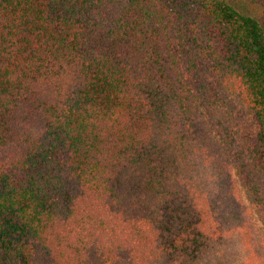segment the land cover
Listing matches in <instances>:
<instances>
[{
	"label": "trees",
	"instance_id": "16d2710c",
	"mask_svg": "<svg viewBox=\"0 0 264 264\" xmlns=\"http://www.w3.org/2000/svg\"><path fill=\"white\" fill-rule=\"evenodd\" d=\"M0 264H264V0H0Z\"/></svg>",
	"mask_w": 264,
	"mask_h": 264
},
{
	"label": "rangeland",
	"instance_id": "374dc122",
	"mask_svg": "<svg viewBox=\"0 0 264 264\" xmlns=\"http://www.w3.org/2000/svg\"><path fill=\"white\" fill-rule=\"evenodd\" d=\"M244 3H245V1H244ZM239 185H240V184H239ZM242 197H243L244 201H245L246 203H248V205H249V202L247 201V198H246V195H245V191H244V189H242Z\"/></svg>",
	"mask_w": 264,
	"mask_h": 264
}]
</instances>
